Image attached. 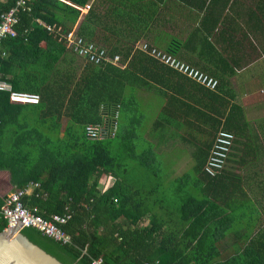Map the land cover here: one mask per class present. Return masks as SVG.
<instances>
[{"label": "trees", "instance_id": "obj_1", "mask_svg": "<svg viewBox=\"0 0 264 264\" xmlns=\"http://www.w3.org/2000/svg\"><path fill=\"white\" fill-rule=\"evenodd\" d=\"M88 2L28 0L29 10L19 8L17 12L16 35L3 40L6 56L0 58V78L9 81L14 90L37 94L39 102L14 104L8 92L0 91V177L8 173L12 190L38 182L39 187L23 200L37 206L44 217L69 214L62 228L72 241L61 244L36 228H27L77 264H91L97 258H101V264H264V227L253 235L240 233L244 225L253 226L254 218L248 213L259 211L251 209L250 204H237L243 189L237 187L241 178L227 171L228 161H234L235 140L227 125L219 126L215 132L216 135L225 129L234 134L223 167L214 175L205 169L214 138L207 157L200 154L193 166L195 173L214 189L206 186L194 195L192 187L184 190L181 177L173 191L177 199L185 191L183 201L175 203L171 192L174 206L167 219L163 221L160 208L148 223H143L152 211L146 202L153 199L160 203L166 189L157 182L160 179L155 182L149 175L121 176L132 167V160L125 153H114V147H119L118 119L127 101L123 93L116 92L115 78L124 76L127 65L120 69L84 59L83 66L75 65L76 54L59 34L72 29L80 15L76 6L83 7ZM15 3L16 0H0V12ZM38 21L59 27L60 32H50ZM83 26L80 23L77 34L94 42L92 32ZM107 50L118 53L123 60L136 56L164 65L138 49ZM164 51L172 53L170 49ZM115 113L117 124L112 135L86 137L84 128L88 123L106 120L111 132L110 121ZM108 176L115 179L102 190ZM6 195L0 187V207ZM5 227L6 220L0 216V231ZM228 234L233 238L228 240Z\"/></svg>", "mask_w": 264, "mask_h": 264}, {"label": "crops", "instance_id": "obj_2", "mask_svg": "<svg viewBox=\"0 0 264 264\" xmlns=\"http://www.w3.org/2000/svg\"><path fill=\"white\" fill-rule=\"evenodd\" d=\"M77 8L80 15L72 30L77 33L83 23L98 45L133 52L138 42L146 41L170 49L219 81L211 91L152 60L122 59L127 67L120 68L126 70L115 84L127 101L118 119L116 153L128 155L132 167L121 176H162L167 189L160 203L146 202L152 211L143 223L160 208L163 221L167 219L174 206L170 193L185 176L184 164L190 161L193 167L200 154L207 157L216 130L227 125L235 134L234 161H228L227 171L241 178L236 185L243 189L237 204L259 211L248 213L253 226L244 225L240 233L253 235L263 228L264 0H89ZM74 58L75 65L85 64ZM192 175V194L199 195L206 186L214 189L194 168ZM114 179L104 182L109 187ZM2 181L4 191H13L7 172Z\"/></svg>", "mask_w": 264, "mask_h": 264}, {"label": "built area", "instance_id": "obj_3", "mask_svg": "<svg viewBox=\"0 0 264 264\" xmlns=\"http://www.w3.org/2000/svg\"><path fill=\"white\" fill-rule=\"evenodd\" d=\"M28 0H16L15 5L7 11L0 12V58L6 56V50L3 48V40L7 37H13L17 31L15 26L18 23V10L28 9ZM43 27L50 32L59 33V27L55 29L54 26L38 21ZM65 39L66 46L71 49L78 57L89 62L100 65H115L117 67H124L125 63L122 61L118 53L110 54L108 50L96 43L86 40L81 35H78L74 30H69L67 33H59ZM135 49L141 50L158 62L175 69L182 75L190 78L199 85H202L210 90H215L218 85V80L203 72L196 67L181 61L168 51L156 48V46L149 44L146 41H140L136 44ZM0 91L8 92L9 100L13 103H38L39 96L35 93L17 91L12 88L9 81L0 78ZM117 113L114 114L113 121L111 118L112 130L108 125L102 123H88L85 125V135L89 139H101L112 135L116 129ZM234 134L231 131L220 129L215 137L213 146L210 149L206 171L210 175H214L223 167L224 159L233 144ZM111 178L108 176L107 179ZM39 187L38 182H31L23 188H18L7 193L4 203L0 207V216L6 220V227L16 226L17 222H21L26 227H33L41 231L43 234L53 238L61 244L71 243L70 234L63 230L64 225L69 214L53 213L49 217H44L39 213L37 206H30L25 203L23 197L32 189ZM108 187L107 182L104 183L102 190ZM101 258L92 260L91 264H101Z\"/></svg>", "mask_w": 264, "mask_h": 264}, {"label": "water", "instance_id": "obj_4", "mask_svg": "<svg viewBox=\"0 0 264 264\" xmlns=\"http://www.w3.org/2000/svg\"><path fill=\"white\" fill-rule=\"evenodd\" d=\"M0 264H77L50 242L17 222L0 231Z\"/></svg>", "mask_w": 264, "mask_h": 264}, {"label": "rangeland", "instance_id": "obj_5", "mask_svg": "<svg viewBox=\"0 0 264 264\" xmlns=\"http://www.w3.org/2000/svg\"><path fill=\"white\" fill-rule=\"evenodd\" d=\"M78 7V6H77ZM112 118V117H111ZM103 124L104 125H107V121L106 120H104V122H103ZM116 152H117V149H116V147H114V153L116 154ZM188 159L190 158V157H187ZM183 173L185 174V176L183 177V182H182V185H184V186H186L185 188H184V190L187 192L188 190H189V187H191V183H192V180H193V175H192V173H193V167H192V164H191V162L190 161H187L185 164H184V169H183ZM107 178V177H106ZM105 178V179H106ZM151 178L153 179V180H155V182H156V180H158V179H160V181H157V182H161V188L162 189H166V185L165 184H163L162 183V180H161V178H162V176L160 177H152L151 176ZM106 182H107V180H106ZM106 182H103V185H104V183H106ZM108 184V183H107ZM4 186H5V184H4V182L2 181V177H0V187H2V188H4ZM189 186V187H188ZM166 191H167V189H166ZM181 192V196L177 199V197H176V195H175V193H174V191H172V194H173V196H174V199H175V203L177 202V204L179 205L180 204V202L181 201H183V198L185 197V195H186V192ZM157 198L158 197H160L161 198V194L160 195H158V194H156L155 195ZM157 201V200H156ZM173 201V200H172Z\"/></svg>", "mask_w": 264, "mask_h": 264}]
</instances>
